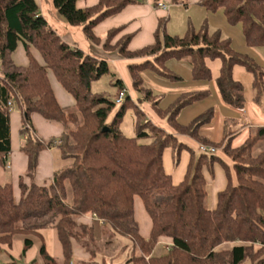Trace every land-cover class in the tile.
Listing matches in <instances>:
<instances>
[{
	"label": "trees",
	"instance_id": "16d2710c",
	"mask_svg": "<svg viewBox=\"0 0 264 264\" xmlns=\"http://www.w3.org/2000/svg\"><path fill=\"white\" fill-rule=\"evenodd\" d=\"M138 1L98 0L79 8L77 0H51L68 25L81 26L90 43L101 44L104 51H116L125 59L138 60L128 63L132 87L151 102L169 131L150 120L143 121L144 114L128 95L113 113L116 102L91 90L93 81L110 72L108 62L65 42L40 14L36 0H0V168L6 169V156L11 152L9 101L20 111V132L26 133L20 151L27 156V173L17 185L0 182V253H9L16 234L26 236V251L33 243L28 236L41 237V229L50 226L62 257L52 256L41 241L38 257L29 264H70L76 246L86 254L76 256L77 264H102L103 259L95 261L98 247L110 245L118 235L131 240L130 264H241L244 260L264 264V149L254 151L264 140V126L248 128L238 145L233 144L237 130H225L218 142L201 137L199 128L213 118V107L188 123H181L178 117L182 109L207 97L209 87L181 92L160 107L162 95L154 96L144 88L142 77L151 72L180 82L182 77L167 62L188 60L192 80L207 84L212 80L207 60H219L214 79L218 94L226 105L242 109L243 85L233 78V68L239 65L251 73L255 102L264 95V69L253 57L237 51L219 30L210 32L207 20L200 29L190 22L183 35H172L165 30L167 19L160 17L153 42L134 50L128 48L132 33L113 42L123 25L110 28L103 38L94 33L102 20ZM160 1L153 0V5L157 8ZM171 2L188 5V0ZM198 3L208 12L222 10L228 23L241 24L246 45L264 49V0ZM19 41L24 45L27 65L13 60ZM31 47L39 52L42 63L32 55ZM48 70L73 96V107L58 103ZM116 85L119 92L123 88L120 79ZM132 106L137 112L136 135L129 137L120 125ZM33 114L60 123L61 134L47 140L37 136L31 122ZM179 134L216 147L230 163L218 151L197 154L178 140ZM145 138L151 141L139 142ZM56 140L60 143L55 144ZM55 146L62 159L72 160L71 165L54 170L49 182H34L39 154ZM167 147L174 148L177 155L182 150L189 152L185 173L177 183L164 169L163 152ZM215 164L222 166L226 186L217 192L215 206L209 208L204 169L213 175ZM25 177L31 179L29 184ZM158 195L165 198L159 201ZM136 197L150 219L146 238L140 234L135 218ZM84 216L91 220L84 221ZM94 218L103 221L98 233ZM161 239H168L171 246L166 254L154 256L152 252ZM224 243L233 245L218 249Z\"/></svg>",
	"mask_w": 264,
	"mask_h": 264
},
{
	"label": "crops",
	"instance_id": "0c3cea01",
	"mask_svg": "<svg viewBox=\"0 0 264 264\" xmlns=\"http://www.w3.org/2000/svg\"><path fill=\"white\" fill-rule=\"evenodd\" d=\"M97 1L98 0H84V1L77 0L76 6L79 8H84V7L91 6V5L95 4ZM139 1L137 3L127 5L118 14L109 16V17L105 18L104 20H102L100 23H98L94 27V33L97 36H100L101 38H103L102 36H105L107 30H109L110 28L123 25L124 28L120 31V33H118L116 35V37L113 39V42L118 40L123 35L132 33L133 37H132V39L128 45V48L131 50L138 49V48H141V47L153 42L154 31H155V28L157 26L158 19L160 17H165L167 19V21H166V23H167L168 20L169 21L171 20L173 13H174V10L176 8L187 7L188 5H190L192 3H196L198 0H189L187 6H184L182 4H172L173 6H177V7H173L172 5L170 6L169 4H167V2L164 1V3L166 5H168L167 9L156 8L153 5V0H147V4H144L142 2L140 3ZM40 14L43 16L42 11H40ZM49 25L51 26V24H49ZM167 31L169 32L168 29H167ZM136 39L141 43L134 45V40H136ZM90 44H91L90 50L96 52V53H94L95 55H92V56L104 59L105 53H104V50L102 48V45L101 44H92V43H90ZM22 45H23V43H22ZM74 46H76V45H74ZM17 48H18V44H17L16 49ZM23 49H24V45H23ZM24 51H25V49H24ZM30 51H31L32 55L40 63L43 62L39 52L36 49L31 47ZM39 57L41 58V60ZM13 60L15 62L14 57H13ZM24 60L25 61H23V62H25V63H23V64H18L16 62L15 63L18 65H27L28 57H27L26 53H25ZM167 65L171 70H173L174 72H176L177 74H179L182 77V80L180 82H170V81H168L164 78H161V77H159V76H157L151 72H145L142 74L143 86H144V88L151 90V93L154 96L162 95L163 101L166 100L167 98L170 99L171 97H173V99H174L179 93L184 92V91L199 90V89L209 87L211 93L207 97H205L199 101H196V102L192 103L191 105H188L187 107L182 109V111L180 112L179 115L181 117L182 113L186 110V108L187 109H194L193 112L188 113L185 116V119L183 121H181L178 118V120L181 123H188L196 115L205 111L209 107H213L215 110L213 118L209 122L201 125L199 128V134L201 135V137L208 138L209 140L214 141V142H218L222 138L225 130H229V131H236L237 130V135L233 139V144L238 145V144L242 143L244 141L245 137L247 136L248 128L255 127V126H264V111L261 109L259 104L254 101V98L250 97L251 96L250 92L245 96L243 95L244 105H243L242 109H235V108H233L229 105H226L225 103L222 102V100L218 94V91L216 89L215 83H214V79L218 75L220 65L217 66V68H216L215 77H214V79L211 80L212 82L210 81L207 84L204 82H197V81L192 80L189 63H188V66H186V64H181V62H179V60L171 59L167 62ZM236 66H239V65H236ZM234 68H233V78L235 79ZM48 79L50 81V84L52 86V89L54 91V94H55V97H56L58 103L63 107H73L75 104V99L73 98V96L71 94H69L60 85V83L57 80L56 81L59 83L61 88L56 83L53 84L50 77H49V74H48ZM235 80H237V79H235ZM211 85H214V87L216 89L217 98H218L217 103L215 101L214 96L212 95V86ZM251 87H252V85H251ZM173 99L169 100L163 107H165L167 104H169ZM198 104H200V105L196 106ZM159 106L162 107L161 101H159ZM15 113L18 114V118L13 117V115ZM17 120L19 122V132H20V129H21L20 111L17 109H14L11 111V117H10L11 152H9L6 156V169L5 170L10 171V178H11L10 180L15 185L18 184L19 178L21 176H24V172L27 169V156L20 151V146L23 143V141H25V137L23 134H21V132H20V136L14 137V135L12 134V125H14V124L16 125ZM31 122H32V126L34 127L35 133L37 134V136L42 137L45 140L52 138V137H58L63 130V127L61 126L60 123L54 122V121H47L43 117H41L39 114H33L31 117ZM177 138L179 141H181V142L185 143L187 146L191 147L195 152H196L199 144H201L196 139H194L188 135L179 134V135H177ZM53 149H54V147L49 148L47 150L42 151L39 154L38 165H37L36 173H35L34 178H33L34 182L43 183V182L51 181L52 176H53V172L55 170L53 167V162H54V158L52 155ZM169 149H172V148L167 147L164 149V152H163V164H164V169L166 172H167V170H166L165 162L171 163V157H170V150ZM218 154L222 156L224 161H226L227 163H230V160L225 155H223L219 151H218ZM188 159H189V152L187 150H182L180 162H184V171L182 173V170H180L177 173L178 176H181V175L182 176L178 181H174V179H173L174 183L179 182L183 178ZM213 171H214V177H215L214 185L217 186L218 188L216 189L217 190L216 192L214 191L215 195L213 194V197H212V201H211L212 207L215 206L217 192L222 190L226 186V177H225V173H224L222 166L219 164H215L213 166ZM167 173H169V172H167ZM204 175H205V177L209 183V181L211 180L213 175H210V173L207 169H204ZM172 178H173V176H172ZM24 181L29 184L31 182V179L29 177H25ZM136 198H138V197H136ZM136 198H135V200H136ZM135 202L136 201H134V207H135ZM135 218H136V215H135ZM82 219L84 221L85 220L90 221L91 217L84 216V218H82ZM98 227L99 226L96 225V228H98ZM149 228H150V219H149ZM149 228L144 229L143 233H142V231L139 230L140 234L146 238L149 234ZM45 230H47V229L46 228L41 229V237L38 236L40 241H43L44 243H45V232H44ZM50 233L52 235V241H53L52 246L55 250V254H53L49 251V247H48L47 243H45V246H46L48 252L52 256H55L57 258H61L62 257V251H61V247H60L59 242L57 240L56 233H55L54 229L51 228ZM96 233H98V231H96ZM159 242H164L165 244H167L168 248H170V246H171V242L168 239H161V240H159ZM75 255L77 257L78 256H83V257L86 256V254L81 252V250L77 246L75 247ZM73 264H75V263H73Z\"/></svg>",
	"mask_w": 264,
	"mask_h": 264
},
{
	"label": "rangeland",
	"instance_id": "374dc122",
	"mask_svg": "<svg viewBox=\"0 0 264 264\" xmlns=\"http://www.w3.org/2000/svg\"><path fill=\"white\" fill-rule=\"evenodd\" d=\"M39 4L40 11H42L43 16L47 19L49 24H51L52 28L60 35V37L72 44L76 45L79 49L83 50L86 54L95 55V51L90 50V42L85 37L81 26H70L68 25L64 18L58 13L56 8L53 6L51 0H36ZM84 1V0H81ZM163 2H167L170 6L172 5L171 0H162ZM189 1V0H188ZM140 3L147 4V0H140ZM199 0L196 3H192L188 5L187 7H180L176 8L174 10L173 16L171 20L166 23L165 30H169L168 33L174 35H183L185 33V30L188 26V24L191 22L192 25L196 29H200L201 25L205 20H207L208 30L210 32H214L219 30L223 37L230 38L233 47L241 52L246 53L253 57L264 69V49L261 47H253L246 45L244 41V37L242 34V28L241 24H230L225 19V16L223 15L222 10H217L215 12H208L206 11L199 3ZM173 6V5H172ZM177 7V6H173ZM172 7V8H173ZM174 9V8H173ZM104 37V36H102ZM141 42H139L137 39L134 40V45H137ZM105 53V60L108 62L109 70L110 72L108 74L102 75L97 80L93 81L91 84V90L92 92L99 93L103 96L110 97L112 100L115 101L116 95L118 92V86L116 85V81L118 79L121 80L122 86L127 89V95L130 96V98L134 101V104L138 106V109L142 111L143 121L150 120L152 123L165 128L167 131L170 130V128L167 125V122L165 119L160 117L157 112L152 108L151 102L144 98V94L141 91L135 90L132 87V81L131 77L128 71V63L138 61L137 59L131 60V59H125L118 55L116 51H104ZM39 56V55H38ZM13 57L15 59V62L18 64H23L25 62V51L23 49L22 42L19 41L18 48L13 53ZM40 58V57H39ZM41 60V58H40ZM114 61V62H113ZM181 64H186L188 66V60H179ZM207 65L210 69L211 77L214 79L215 77V71L217 66L220 65L219 60H207ZM49 77L53 84H57L60 88L61 86L56 81L53 73L51 70L48 71ZM234 77L235 79L241 81L243 84V95H247L249 92L251 94L250 97L254 98V92L251 87L252 85V75L250 72H248L244 67L242 66H236L234 68ZM212 82V81H211ZM212 86V95L215 98L216 103L218 102L217 98V92L214 87ZM173 99L171 97L170 99L167 98L163 101L161 98V106L163 107L169 100ZM261 109L264 111V95L260 99L259 102H257ZM200 104L196 105L199 106ZM120 104L115 105V109L113 110V113L118 109ZM194 109H187L182 113L181 117L179 115V119L183 121L185 119V116L188 113L193 112ZM113 113L111 114L110 118L112 117ZM14 118H18V114L15 113L13 115ZM109 118V119H110ZM238 118V117H237ZM142 119V118H141ZM136 122H137V112L134 109V106L129 107L123 116L122 123L120 125V129L126 136L133 137L136 135ZM12 134L15 136H20L19 132V122L17 120L16 125H12ZM151 139L145 138L140 139L139 142L148 143ZM24 142V141H23ZM264 149V140L259 142L255 148L254 151L258 152L260 150ZM170 150V157H171V163H166V170L170 174H172L174 181H178L181 176H178V172L182 170V173L184 171V162L181 161V152L179 155H177V151L172 148ZM218 151V149H217ZM221 153V151L219 150ZM196 153H200L198 148L196 150ZM52 155L54 158L53 167L55 170L60 169L65 166H70L72 163L71 159L64 160L60 156V152L57 147H54L52 151ZM183 161V160H182ZM27 173V169L25 170L24 174ZM10 171L0 168V182L4 183L6 181L10 180ZM215 183V177L213 173V177L207 184V199L206 204L209 208L212 207V197L213 194L217 191V186L214 185ZM215 191V192H214ZM215 195V194H214ZM165 198L162 195L157 196V200H161ZM135 215L136 220L138 224V228L140 231L144 229L149 228V217L144 210L140 199L136 198L135 200ZM52 227L47 226L44 232H45V243H47L49 247V251L53 254H55V250L52 246V235L50 233ZM96 231H99V228H96ZM26 236L22 234H16L13 239V245L12 248L7 252H1L0 253V261L1 262H10L11 260L15 261V264H29L36 256L38 257V250L41 245V241L37 235H30L28 237L32 240V245L26 250H23L24 246V238ZM232 243H224L218 247V249H224V248H230L232 247ZM99 246V245H98ZM97 246V247H98ZM169 248L167 244L164 242H159L153 252L152 255L159 256L166 254L168 252ZM132 253V243L131 240L126 236L118 235L113 240V242L108 245H100L97 249V256L95 258L96 262H102V264H130L127 262L128 257ZM34 255V256H33ZM36 257V258H37ZM79 259L74 257L72 259V262L77 264ZM248 260H244L241 264H248Z\"/></svg>",
	"mask_w": 264,
	"mask_h": 264
},
{
	"label": "built area",
	"instance_id": "2783aa9c",
	"mask_svg": "<svg viewBox=\"0 0 264 264\" xmlns=\"http://www.w3.org/2000/svg\"><path fill=\"white\" fill-rule=\"evenodd\" d=\"M157 8H161V9H167L168 5H166L163 1L158 2L157 4ZM127 95V89L126 88H122L121 90H119L118 95L116 96L115 102L116 104H121L125 97ZM8 106H9V111L14 110V106L12 105V103L9 101L8 102ZM26 128H28V125L25 126ZM24 137L26 138V133L23 134ZM60 141L56 140L55 144H59ZM198 150L199 152H204V153H216L217 152V148L212 146V145H206V144H199L198 146ZM103 223V221L101 219L98 218H94V224L100 226ZM70 264H73L72 262Z\"/></svg>",
	"mask_w": 264,
	"mask_h": 264
}]
</instances>
